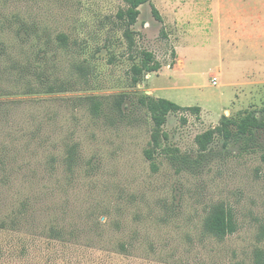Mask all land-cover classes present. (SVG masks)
I'll return each mask as SVG.
<instances>
[{"label":"rangeland","instance_id":"obj_1","mask_svg":"<svg viewBox=\"0 0 264 264\" xmlns=\"http://www.w3.org/2000/svg\"><path fill=\"white\" fill-rule=\"evenodd\" d=\"M126 9L0 0V264H256L264 134L248 148L217 138L203 156L196 137L264 107V0H151L132 45ZM144 51L162 68L134 85ZM140 94L201 108L168 116L152 162ZM217 207L237 224L224 239L205 228Z\"/></svg>","mask_w":264,"mask_h":264},{"label":"trees","instance_id":"obj_2","mask_svg":"<svg viewBox=\"0 0 264 264\" xmlns=\"http://www.w3.org/2000/svg\"><path fill=\"white\" fill-rule=\"evenodd\" d=\"M127 6L126 10H121L117 17L120 21L124 22L127 26L125 31V37L133 44L134 33L130 29L136 25L138 18L140 17V8L151 2V0H123ZM152 14L157 21H162L159 11L152 5ZM162 66L157 61L153 53L144 51L141 55L140 65H134L132 67V81L134 85H138L141 82L142 77L159 72ZM125 97L120 96L117 99V108L120 113V108L123 104ZM138 104L140 107L145 108L150 115L153 123L152 132V148L145 152L146 157L149 161L154 160L155 153L161 149L162 141L168 139V136L163 132V127L167 122V118L170 114L179 112H191L194 115L201 113L200 107H181L166 99H155L151 96L140 94L138 96ZM101 109V103L94 101L92 110L97 114ZM186 122V121H185ZM264 134V107L259 111H246L239 114L236 117H224L221 124L215 129H211L196 137V144L203 156L208 152L210 146L215 142V139L219 138L223 141L224 148H228L230 145H240L248 148L251 143L257 141V137ZM154 168L155 165L152 164ZM18 214L10 215L5 217L2 221L1 227L6 228L7 226H16L19 219ZM21 216L24 214H20ZM206 231L219 238L224 239L237 232V224L235 217L230 210L224 207H217L214 209L212 214L207 218L205 225ZM49 235L51 239H64V235L56 227L49 229ZM121 248L125 249V246ZM14 247L11 248L10 254L13 253ZM24 251L23 255L27 253ZM3 256V251L0 248V258ZM256 264H264V256H259L256 260Z\"/></svg>","mask_w":264,"mask_h":264},{"label":"built area","instance_id":"obj_3","mask_svg":"<svg viewBox=\"0 0 264 264\" xmlns=\"http://www.w3.org/2000/svg\"><path fill=\"white\" fill-rule=\"evenodd\" d=\"M214 85L216 86V83H215V81H214Z\"/></svg>","mask_w":264,"mask_h":264}]
</instances>
